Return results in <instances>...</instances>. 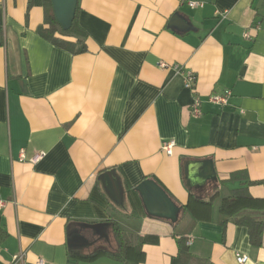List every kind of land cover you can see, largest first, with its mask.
Instances as JSON below:
<instances>
[{"label": "crops", "instance_id": "0c3cea01", "mask_svg": "<svg viewBox=\"0 0 264 264\" xmlns=\"http://www.w3.org/2000/svg\"><path fill=\"white\" fill-rule=\"evenodd\" d=\"M44 2L0 0V264H120L70 260L115 249L111 227L108 243L68 247L71 230L90 235L77 224L105 222L141 264H170L179 237L212 264H264V227L254 247L218 213L240 188L264 200V0H77L76 54L38 34ZM173 65L196 76L197 118ZM147 179L180 208L175 224L146 215L134 188ZM243 214L264 225V208Z\"/></svg>", "mask_w": 264, "mask_h": 264}, {"label": "trees", "instance_id": "16d2710c", "mask_svg": "<svg viewBox=\"0 0 264 264\" xmlns=\"http://www.w3.org/2000/svg\"><path fill=\"white\" fill-rule=\"evenodd\" d=\"M45 16L44 22L38 27V34L49 41L54 46L69 50L72 53H83L85 51L84 39L85 35L75 25V15L71 26L68 30H63L57 23L50 0H45ZM77 8L75 10L76 14ZM248 184H254L248 182ZM256 184L264 185V181ZM264 208V200L252 199L246 189L233 190L228 196L222 198L218 207L220 216V225L224 226L228 219L234 217L236 225L244 226L247 229L248 239L252 246L259 247L261 245L262 229L264 227L262 222L243 214L238 215L244 211H257ZM146 240L140 241V244L145 243ZM110 248L115 245V249L97 250L92 254L86 256H72L70 260L73 262H93L98 258L105 257L120 264H141L144 262V254L138 248H134L132 237L125 236L121 233L120 228L115 222L111 223V238ZM177 254L172 258L170 264H212L209 260L198 259L188 253L186 247V238L179 237L176 240Z\"/></svg>", "mask_w": 264, "mask_h": 264}, {"label": "water", "instance_id": "95a60500", "mask_svg": "<svg viewBox=\"0 0 264 264\" xmlns=\"http://www.w3.org/2000/svg\"><path fill=\"white\" fill-rule=\"evenodd\" d=\"M50 2L57 23L63 30H68L75 15L77 0H50ZM177 17V15L174 16V18ZM134 192L139 196L147 216L165 220L171 224L178 221L180 208L153 180H143L134 188ZM76 227L90 231V235L86 238L77 229L71 230L68 234L69 248H73L77 242L85 243L88 246L99 241L109 242L108 234L111 223L77 224Z\"/></svg>", "mask_w": 264, "mask_h": 264}, {"label": "built area", "instance_id": "2783aa9c", "mask_svg": "<svg viewBox=\"0 0 264 264\" xmlns=\"http://www.w3.org/2000/svg\"><path fill=\"white\" fill-rule=\"evenodd\" d=\"M188 6L189 7H199L201 6V4L199 3H193V2H188ZM244 37L246 39H249V36L247 33L244 34ZM159 66L161 68H167V64L164 63H160ZM173 69L177 74H180L183 80V88L188 90L189 92H192V100H191V104L189 107V113L192 117L197 118L200 115V106H201V101L199 96L195 93V83H196V76L190 72V71H182L180 66L177 65H173ZM230 96V92L226 91L223 94H219V95H209L207 100L208 102L214 104V105H218V106H225L227 104V100ZM174 147V142L173 141H167V142H163L161 144V150L162 152H164L167 156L171 155L172 152V148ZM20 159H23V156H20ZM43 157V153H37L35 154L30 160L29 162L32 164L37 163L39 160H41V158ZM4 202L3 200L0 199V209L3 208L4 206ZM248 260L246 255H240V254H236L235 255V261L238 264H244L246 263ZM13 261L14 262H21L22 261V254L14 256L13 257ZM37 264H45V262L41 259H39L37 261Z\"/></svg>", "mask_w": 264, "mask_h": 264}, {"label": "rangeland", "instance_id": "374dc122", "mask_svg": "<svg viewBox=\"0 0 264 264\" xmlns=\"http://www.w3.org/2000/svg\"><path fill=\"white\" fill-rule=\"evenodd\" d=\"M113 264H116V263H113Z\"/></svg>", "mask_w": 264, "mask_h": 264}]
</instances>
